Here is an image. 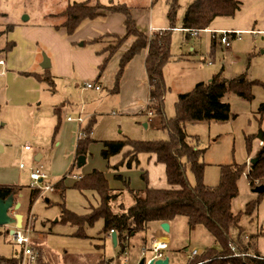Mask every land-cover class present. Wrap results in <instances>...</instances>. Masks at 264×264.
<instances>
[{"label":"rangeland","instance_id":"obj_1","mask_svg":"<svg viewBox=\"0 0 264 264\" xmlns=\"http://www.w3.org/2000/svg\"><path fill=\"white\" fill-rule=\"evenodd\" d=\"M83 1L88 0H0V59H6L9 53H12L11 59L20 57L19 52L4 50L10 42L18 44L17 37L13 38V33L6 31L8 25H42L39 28H27L25 31V36L34 38L37 45V62L24 67L20 61L13 64L9 60L8 66L0 67V185L23 187V197L18 196L16 200H21L22 209L15 211V214H24V223L31 215L35 217L31 241L38 245L37 242L43 240L42 244L47 252L45 260L50 264H97L102 259L107 263L114 260L115 264H140L143 259L153 256L152 253H142V248L149 246L153 240L168 243L169 248L163 256L169 260V264H191L192 251L201 250L206 253L211 249L220 250L221 246L205 226L191 227L186 217L173 219L169 223V231L164 230L160 222L151 223L149 230L128 240L127 253L120 246H114L109 237L103 238L100 234L103 229L102 220L96 222L94 227L85 229L90 238H82L76 236V227L61 223L59 218L64 205L77 214H87L91 211L90 205L97 207L100 203L98 194L82 193L73 188L78 176L99 169L105 172L111 185L117 189L123 187L120 182L114 180L115 172L108 169L109 162L101 156L102 142L124 139L151 142L169 139L170 133L163 128V121L175 118L179 94L191 91L199 82L211 81L217 73L223 72L229 81L246 75L249 79L259 80L264 84V34L257 31H264V0H239L241 8L234 17L217 18L212 29L252 31L230 35L231 48H225L217 42L214 49L210 32L203 31L196 35L180 29L185 13L194 0H178L180 8L175 23L178 29L172 31V58L165 67L168 91L162 115L124 112L122 108L125 99L120 93L111 92L115 86L116 73L112 75L114 86L110 91L88 90L86 83L79 79L80 74L73 71L72 65V76H56L54 92L43 84L39 99L30 91L25 90L24 95L17 92L21 86L13 84L11 75L24 80L32 79L33 83L38 84L33 77L20 73H41L45 60L48 59L51 63L55 50H64L65 39L70 35L65 28H56V23H61L63 18H54L51 15L62 12L71 3ZM90 1L93 4H108L114 1L131 6L138 28L145 33H151L152 27H155V30L170 27L167 0ZM52 24H56L55 27ZM103 44L105 43H98L97 50L98 46ZM124 46L116 53L111 63L122 53ZM21 67L27 69L16 70ZM8 70L12 74L9 75ZM55 72L56 69L54 74ZM64 72L67 74V71ZM124 76L125 72L120 89ZM31 88L29 85L26 87L27 90ZM253 94L252 100L239 97L234 92L227 94L224 101L230 104L231 112L236 117L227 121L187 122L186 132L190 136H197L195 144L199 149L205 150L203 161L207 165L204 181L207 185L215 186L219 183L222 165H245L239 179V195L233 200L234 212L242 211L243 214L240 226L231 227L230 236L235 241L234 247L240 248V244H244L249 247L251 253L264 255V193H255L247 177L251 162L256 159L262 146L260 135L264 131V116L261 119L260 109L264 105V87L254 86ZM80 114L82 118L90 115L84 118L82 125L77 121L66 120L68 117L77 119ZM91 118L94 119L91 137L95 142L89 146L86 164L79 167L76 160V144L80 138L81 126H86ZM59 120L61 124L57 128ZM27 146L30 147L29 150L26 149ZM128 150L129 147H126L122 153L112 157L110 165L122 161ZM138 159L139 164H135L133 168L120 170L131 179L133 188H145L146 184L141 178L144 172L148 175L150 187H169L165 166L157 163L155 156L142 153ZM33 170H39L47 179L39 183L42 193L31 203L30 192L35 188L31 180ZM187 176L190 183L195 185L196 178L190 167ZM62 180L65 190L56 187ZM258 183L256 182L257 186ZM46 186L51 189L46 190ZM253 201L259 202L255 211L252 215L245 214L246 205ZM124 203L129 204L127 198ZM240 227L243 228L241 235ZM11 231V226H0V264H8L11 259L22 255L23 246L15 242ZM238 240L239 243H236Z\"/></svg>","mask_w":264,"mask_h":264},{"label":"trees","instance_id":"obj_2","mask_svg":"<svg viewBox=\"0 0 264 264\" xmlns=\"http://www.w3.org/2000/svg\"><path fill=\"white\" fill-rule=\"evenodd\" d=\"M170 27L166 30H153L151 33L141 31L133 17L132 7L125 3L110 1L108 4L90 0L69 4L62 12L51 16L61 17L63 22L56 26L57 29L65 28L69 35L74 34L86 21L96 20L108 14L120 13L125 18V34H105L92 40V43H105L106 46L99 51L105 55L98 66V82L106 71L110 61L116 53L125 45L129 38H134V43L122 55L119 70L115 78L113 94L120 92V83L129 63L143 51L147 52L145 70L149 84V98L141 115H148L150 111L163 114L165 98L168 91L165 80V67L171 62L172 31L178 29L175 25L176 16L180 8L178 0H167ZM241 8L239 0H194L188 7L183 18L182 30L189 34L207 30L219 17H234ZM14 25H8L6 31L13 29ZM235 36V34H233ZM189 36V35H188ZM232 36V35H231ZM219 40L212 39V48L217 46ZM16 44L10 42L4 49L11 51ZM23 76L33 77L37 82L48 86L54 92L55 77L49 69L43 72H21ZM264 84L259 80L249 79L246 75H240L233 80H227L223 72L215 74L211 81L199 82L189 92L181 93L176 103V116L173 119H165L163 128L168 130L170 138L161 141H134L131 139L104 141L101 156L108 161V169L113 170L114 180L122 184L117 189L111 186L105 172L94 169L92 172L78 176L73 188L79 192H93L100 197L97 207L90 205V212L77 214L64 205L59 221L77 228L76 236L89 238L85 231L88 227H94L95 223L102 220L103 238L110 237L114 230L117 234V246L122 250L127 248L128 240L139 233L149 230L151 223H170L179 216L186 217L188 224L193 227L203 225L211 232L220 250L211 249L206 253L196 256L191 264H264V256L259 253H251L249 247L240 244V248L233 249L235 241L230 236L232 226H240L243 212L235 213L233 200L239 195V179L245 165L233 163L220 167L219 183L215 186L207 185L204 181L206 163L203 161L205 150L199 149L195 144L197 136H190L186 132L187 122L203 121H227L236 117L231 112V106L224 101V97L234 92L239 97L252 100L254 98V86ZM261 119L264 116V105L261 106ZM61 121L59 120L58 127ZM94 119L82 128L84 137L79 138L76 145V160L79 156H86L89 146L95 142L91 137ZM262 146L257 155V162L251 164L247 174L249 183L254 189L259 185L264 186V131L260 135ZM129 147L125 158L115 165H110L112 157L119 155ZM146 153L155 156L156 162L165 166L169 187L157 189L148 185V175L143 173L142 180L146 186L135 189L131 186V179L124 176L122 168L131 169L139 164V154ZM195 175L196 184L192 185L188 179V168ZM70 171V174H72ZM74 175V174H73ZM258 183V186L256 185ZM56 187L65 190L64 181L56 184ZM23 187L18 185H0V198H14L15 203ZM42 193V189L33 188L30 192V201L33 203ZM260 198L262 195L259 196ZM127 198L129 204L124 203ZM258 201L249 202L246 205L245 214L252 215ZM241 228L240 234L243 231ZM102 238V237H101ZM239 243V240L236 242ZM33 244V243H32ZM38 252V264L43 256V248L36 244ZM23 250V248H22ZM166 251V250H165ZM164 251V252H165ZM252 254L245 255L242 254ZM234 254H240L234 256ZM200 258V259H199ZM23 252L19 258H13L8 264H20ZM104 262V261H103ZM106 264H109L106 262Z\"/></svg>","mask_w":264,"mask_h":264},{"label":"crops","instance_id":"obj_3","mask_svg":"<svg viewBox=\"0 0 264 264\" xmlns=\"http://www.w3.org/2000/svg\"><path fill=\"white\" fill-rule=\"evenodd\" d=\"M100 19H103V20H100ZM124 22H125V18L120 13L108 14L105 17L84 22L78 28V30L75 32L74 35L67 36L68 38L65 39L66 43L63 46L64 50L63 51L60 50V52H62V53H60L58 50H55V56H54V58H51V67L49 68L52 75H54L55 78H56V76H65V75L66 76H72V72L70 70V67L72 65L73 71H76L80 74V75H78L79 79H81V81L86 83V85L89 83H93V84L100 86V89L97 90L96 88H91V89L87 88L85 85V87L88 90L102 91L103 89H107L108 91H110L114 86V82L112 80V75L115 73L117 74V72L119 70V64H120V59H121L122 55L134 43L135 39L129 38L126 41L125 46L122 49V53L116 57V59L113 61V63H111L112 60L110 61L111 65L109 63L106 71L104 72L103 76L101 77V79L98 82H96L97 75H98V66L102 63V61L105 57V55H101L98 52L101 51L106 46V44L98 46V50H97V44L98 43H92V40L100 38L101 36H103L105 34H117L120 36L124 35L125 34ZM214 22H213V24H214ZM61 23H56V24L60 25ZM12 24H14V27L8 33L9 34L13 33L12 34L13 38H15V36L17 37L18 44H17V42H15L16 46L11 50V52H13V51L19 52L20 57L19 58L13 57V59H11L10 56L12 55V53H9V56L6 59H0V61L1 60L5 61V63H6L4 65L5 67L8 66V64H10V61L13 64L16 61H20L21 63H23L22 66H24V67H28L30 64L34 65L38 59L37 45L35 44L34 38L25 36V31L27 30V28H39L42 25H40L39 23H36L32 27H29V25L26 23H24V24L12 23ZM56 24H52V25L55 27ZM52 25H49V26H52ZM212 25L210 26L209 29H207V31H204V32H209L210 30L211 31L216 30V29L211 28ZM48 28H50V27H48ZM166 29L167 28L162 27L161 30H166ZM151 30L152 31L155 30V27H152ZM219 30H224V29H219ZM50 31L54 35L53 31L52 30H50ZM216 31H218V29ZM230 31H236L238 34V33L243 32V31H252V30H249V29H232ZM257 31L260 33H264V31H260V30H257ZM201 32H203V31H201ZM199 33L195 32L194 34L198 35ZM212 37H213V34H212ZM76 40L77 41L80 40L82 42L81 43L75 42ZM97 53H98V55H97ZM146 55H147V52L143 51L140 55L136 56L129 63V65L127 66V68L125 70V76L123 78L122 86H121V89L119 92L121 94V97L125 99V101L123 103V108H122L124 112L133 113L136 115H141V112L147 106L150 88H149V84H148V80H147V74H146V70H145ZM63 58L65 60H63ZM61 66H63V67H61ZM22 69H27V68L21 67V69H16V70H22ZM54 69L57 70V72H55V74H54ZM43 70L44 69L42 68V72H43ZM64 71H67L66 72L67 74H65ZM8 72H10V73H8L9 75L12 74V72L10 70H8ZM11 76L14 80L13 84L15 86H18V85L21 86L17 89V92L20 95H24L25 90H26V91H30L31 93H33L36 96V99L40 98V96H41L40 95V92H41L40 91L41 90V84L40 83L35 84V82L33 83L31 81L32 79L24 80L22 78H17L13 75H11ZM28 85L30 87H32L31 90L26 89V87ZM35 89H37V91ZM89 116H85L84 118L86 119ZM68 118H71V117H68ZM79 118H82L81 114L79 115ZM79 118H77V119H79ZM84 118H82V119L84 120ZM77 119L72 118L71 121H68V120L67 121L73 122V121H77ZM78 123L80 125H82L80 122H78ZM81 128H82V126H81ZM111 186L116 188L113 184ZM20 195H22V196H20ZM19 197L20 198L23 197L22 191L19 194ZM18 203H20L19 209H22L21 200ZM22 215L24 216V214H22ZM32 239H33V241L35 240L34 237ZM109 240L110 241L112 240L111 237H109ZM42 241L43 240H41V242H37L38 246L43 248V256H42V260H41L40 264H50L49 261L45 260L47 252H46L45 246L42 244ZM34 243H35V241H34ZM126 246H127V248L124 250V252L127 253V250L129 249L128 242H127ZM199 251H200V253H202L201 250H199ZM260 255L264 256L262 254H260ZM108 263L109 264H115V261L111 260ZM97 264H106V260L102 259L100 261V263H97Z\"/></svg>","mask_w":264,"mask_h":264},{"label":"built area","instance_id":"obj_4","mask_svg":"<svg viewBox=\"0 0 264 264\" xmlns=\"http://www.w3.org/2000/svg\"><path fill=\"white\" fill-rule=\"evenodd\" d=\"M207 31V30H204ZM210 33L213 34V38H217L220 42V44L222 46H224L225 48H231L232 44H231V36L230 35H238L236 31H230V30H210ZM264 34V33H263ZM219 35V36H218ZM6 63L4 60L0 61V66H4ZM87 88H96L97 90L100 89L99 85L93 84V83H89L86 85ZM154 114L153 111H150L148 113V115H152ZM68 121H71L72 118H68ZM78 122L82 123L83 119L79 118L77 119ZM84 133L82 132V128L80 130V138L84 137L83 136ZM27 150L30 149V147H26ZM23 167V166H21ZM47 179V176L43 173H41L39 170H36L32 172L31 174V180L33 181V186L37 189H39V183L43 182V180ZM46 190H50L51 188L49 186L45 187ZM14 215L15 214V210L12 209L9 211V215ZM16 215V214H15ZM14 215V216H15ZM35 221V217L33 215H31L29 217V219L26 221V223H24L23 221V225L22 228H16V225H12V231L11 234L14 237L15 242L18 245L23 246V259L22 262L20 264H38V252L34 249V247H32V241H31V234L33 232L32 229V223ZM115 231L112 230L110 232V237L112 236V234ZM169 248L168 243L163 242V241H152L150 243L149 246H144L142 248V252L143 255H145L146 253H152V257L149 259H145V264H149L152 260H158V259H164L163 253L165 250H167ZM236 247L233 246V249L235 250ZM201 253L199 250H194L191 252L190 254V258L193 260L196 256H199ZM240 254H234V256H239ZM243 256L245 255H251V254H242Z\"/></svg>","mask_w":264,"mask_h":264},{"label":"water","instance_id":"obj_5","mask_svg":"<svg viewBox=\"0 0 264 264\" xmlns=\"http://www.w3.org/2000/svg\"><path fill=\"white\" fill-rule=\"evenodd\" d=\"M51 67V63L48 59L42 64V68L47 70ZM78 165L79 167L86 164L87 157L86 156H79L78 157ZM257 162V158L252 160L251 164H255ZM255 193L263 194L264 193V186H258L253 189ZM22 196V195H20ZM20 203H15L14 198L10 197L8 199L0 198V226L8 227L12 225H16V228H22L24 216L22 214H17L14 217L9 215V211L14 209L15 211L19 210ZM162 227L164 230L169 231V223H162ZM112 242L114 246H117V234L114 232L111 236ZM140 264H145V259L141 261ZM149 264H169L168 259H158L152 260Z\"/></svg>","mask_w":264,"mask_h":264}]
</instances>
